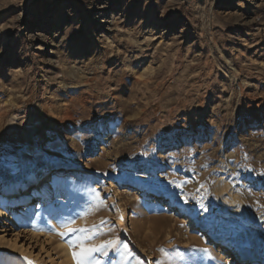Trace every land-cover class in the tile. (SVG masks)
Masks as SVG:
<instances>
[{
  "label": "rangeland",
  "instance_id": "obj_1",
  "mask_svg": "<svg viewBox=\"0 0 264 264\" xmlns=\"http://www.w3.org/2000/svg\"><path fill=\"white\" fill-rule=\"evenodd\" d=\"M41 164L66 197L0 219V264H218L158 193L264 255V0H0V182Z\"/></svg>",
  "mask_w": 264,
  "mask_h": 264
},
{
  "label": "bare ground",
  "instance_id": "obj_2",
  "mask_svg": "<svg viewBox=\"0 0 264 264\" xmlns=\"http://www.w3.org/2000/svg\"><path fill=\"white\" fill-rule=\"evenodd\" d=\"M107 20H104L105 23ZM46 165L41 164L37 169H30L22 166L20 176L18 178L6 177L0 182V219H16L19 218L18 209H22L24 218L31 220L30 211L38 212L42 206H47L52 199H65L66 190L59 189L55 195L51 197L46 195V192L52 189L56 182H61L66 173H70V166L56 168L50 172H46ZM42 176V177H40ZM42 179V188L39 192L34 193L29 190L26 196H23V185L29 182L36 183L38 179ZM38 183V182H37ZM221 186H223L221 184ZM132 187H129L127 192H130ZM49 189V190H48ZM17 196V197H16ZM22 197V198H21ZM31 199V201H29ZM152 202L156 203L162 211L173 213V215H180L186 217V222L191 229L196 228L197 234L212 246L219 257L218 264H264V255L259 250L255 241H247L243 238V243L234 242L227 238L226 235H221L213 228L203 227L199 224L190 213L189 209L183 204L176 203L166 194H152L150 195ZM17 204V205H15ZM238 217H245L246 214L242 206L236 209ZM0 252L2 250L0 249Z\"/></svg>",
  "mask_w": 264,
  "mask_h": 264
},
{
  "label": "snow or ice",
  "instance_id": "obj_3",
  "mask_svg": "<svg viewBox=\"0 0 264 264\" xmlns=\"http://www.w3.org/2000/svg\"><path fill=\"white\" fill-rule=\"evenodd\" d=\"M205 211H206V209H205ZM63 227L66 230L59 233V235H61V236H67V235H69V233H75V232L84 233L86 231V229H84V228L72 227L71 222L65 224ZM111 243L112 242L110 241L109 244H111ZM102 247H106V245L92 246L89 248H82V250L79 254L74 252L73 256H74V259H76V264H87V262L89 261V259L91 257V254L93 252L100 251Z\"/></svg>",
  "mask_w": 264,
  "mask_h": 264
},
{
  "label": "built area",
  "instance_id": "obj_4",
  "mask_svg": "<svg viewBox=\"0 0 264 264\" xmlns=\"http://www.w3.org/2000/svg\"><path fill=\"white\" fill-rule=\"evenodd\" d=\"M37 187H36V185L34 184L33 185V188L32 189H36ZM38 189H36L34 192H36Z\"/></svg>",
  "mask_w": 264,
  "mask_h": 264
}]
</instances>
